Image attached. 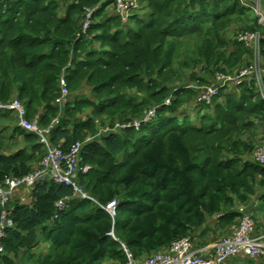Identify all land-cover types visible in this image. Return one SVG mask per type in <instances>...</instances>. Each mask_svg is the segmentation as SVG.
<instances>
[{
  "label": "trees",
  "instance_id": "16d2710c",
  "mask_svg": "<svg viewBox=\"0 0 264 264\" xmlns=\"http://www.w3.org/2000/svg\"><path fill=\"white\" fill-rule=\"evenodd\" d=\"M139 3L123 24L114 0H0V101L17 98L26 117L38 114L45 127L59 113L64 73L69 102L49 142L67 150L82 141L79 162L90 169L78 172V184L100 204L117 202L113 220L97 203L74 197L53 219L55 202L72 197L70 186L46 178L16 189L0 264H19L41 239L50 252L30 253L33 264H121L119 244L106 235L113 222L119 240L141 258L186 235L195 241L213 231L220 234L215 242L240 205L257 198L264 205V164L251 159L264 140V98L255 83L220 91L208 105L198 101L206 74L236 71L250 60L251 50L227 36L230 28L264 27L239 0ZM95 5L80 33L85 8ZM260 51L264 61V41ZM152 107L155 116L138 127L102 130L142 119ZM7 123L21 143L0 152V182L29 173L46 153L14 112L0 113V130ZM253 263L264 261L229 264Z\"/></svg>",
  "mask_w": 264,
  "mask_h": 264
},
{
  "label": "built area",
  "instance_id": "2783aa9c",
  "mask_svg": "<svg viewBox=\"0 0 264 264\" xmlns=\"http://www.w3.org/2000/svg\"><path fill=\"white\" fill-rule=\"evenodd\" d=\"M239 1L242 5L250 8L257 23L264 27V9L260 7L259 1L256 0L252 4L247 3L246 0ZM139 7V0H114L115 13L120 17L123 24L128 22L131 14ZM98 8V5L85 8V17L80 33H85L91 22L92 13ZM234 38L251 50L250 62L236 70L232 76L227 75L223 71H215V81H211L201 87V93L198 96L200 103L211 104L219 92L225 88L226 82H232L233 87H238L243 83L248 85L255 83L260 96L264 98V61L260 51L261 44L264 41V33L257 30H245L236 33ZM58 83L59 90L56 103L59 107V113L45 127L39 124L38 114H35L31 119L26 117L25 107L17 98L10 102L0 101V111L14 112L17 117L18 127L35 134L38 137V141L46 149L45 155L35 169L19 178L7 176L0 182V254L3 252L1 241L5 235V230L13 225L12 212L7 207L9 197L18 188H32L42 176H46V178L56 183L70 186L73 192L72 197H64L55 202L56 211L53 214V219H56L59 212L68 207V202L73 197L88 199L97 203L109 214L112 220L117 214V202L115 199H111L105 204H100L77 182L78 172L86 173L90 169V165L81 166L79 162V152L83 142L77 140L67 150L63 149L60 144L52 145L49 142L48 133L58 123L60 111L69 102L70 96L64 73L60 75ZM165 102L167 103L168 99ZM154 116L155 107H152L142 119L123 125L115 124L112 128L105 127L102 130H116L118 126L132 125L138 127L142 122H147ZM251 159L264 164V142L254 148ZM259 204L260 198H257L250 207L240 205L237 208L238 219L230 224L226 234L222 235L211 245L196 246L193 239L186 235L173 240L164 250L155 251L141 258H135L130 248L115 235L114 222L111 229L106 232V235L119 244L125 256L124 264H225L229 259H240L241 257L264 261V232H256L255 217ZM220 215L222 213L218 216Z\"/></svg>",
  "mask_w": 264,
  "mask_h": 264
},
{
  "label": "crops",
  "instance_id": "0c3cea01",
  "mask_svg": "<svg viewBox=\"0 0 264 264\" xmlns=\"http://www.w3.org/2000/svg\"><path fill=\"white\" fill-rule=\"evenodd\" d=\"M254 1H256V0H246V2L249 4H252ZM257 1H259L260 7L263 8L261 0H257ZM245 7H247V6H245ZM248 10L252 13L251 22L253 20H256L254 14L250 10V8H248ZM231 33H233V35H231ZM229 34H230L229 37L231 39H235L234 37L236 35V31L229 32ZM8 124L9 123H7V125ZM8 126L9 127L7 129H5V130L1 129L0 130V152H3V153H11V152L15 151L20 146V143H21L20 137L17 136L13 132V129H12L13 127L10 125H8ZM260 204H259L260 207L258 208L257 213H256V217H255V219H256V232H258V233L264 232V205H262V204L260 205ZM220 231H223V229L219 228V230H217V231L215 229V232H220ZM223 232H225L224 234H226L228 231L225 230ZM224 234H222V235H224ZM219 235L220 234L215 235L213 231H207L204 234V237L202 239L197 238V239H195L194 242L197 243L198 245H201V246L211 245V244H213V240L218 238ZM197 244H196V246H198ZM256 262L258 263V259L256 260Z\"/></svg>",
  "mask_w": 264,
  "mask_h": 264
},
{
  "label": "rangeland",
  "instance_id": "374dc122",
  "mask_svg": "<svg viewBox=\"0 0 264 264\" xmlns=\"http://www.w3.org/2000/svg\"><path fill=\"white\" fill-rule=\"evenodd\" d=\"M145 11H147L148 9L145 7V9H144ZM249 11V10H248ZM142 12H143V9H142ZM247 14V13H246ZM248 14H251L252 15V13L249 11V13ZM249 16V15H248ZM233 27V26H232ZM231 27V28H232ZM230 28V32H232V29ZM126 32H125V30H123V32L121 33V34H125ZM230 34H229V31H228V35L227 36H229ZM231 35H233V33H231ZM227 48V46L225 47V49ZM250 54H251V52H250ZM251 56H252V54H251ZM250 60H251V57L249 58ZM250 60H249V62H250ZM248 62V63H249ZM248 63H246V64H244V65H247ZM241 65V64H240ZM244 65H242V67L244 66ZM236 68V67H235ZM235 68H233V69H231L230 67H228L227 68V70L225 71L226 73H227V75H229V76H232L233 75V73L235 72ZM241 68V67H240ZM216 71V70H215ZM215 71L213 72V75L211 76H209V74H206L205 75V77L211 82V81H215V78H214V75H215ZM209 83V82H208ZM208 83H204V84H201L200 86H205V85H207ZM197 85H199V83L197 84ZM191 86V85H190ZM189 86V87H190ZM192 87H194L195 88V86L193 85ZM232 88H235V87H233V83L232 82H226V84H225V88H223L221 91H229L230 89H232ZM5 111H0V113H4ZM264 142V140L262 139V138H259V141L256 143L257 145H260V144H262ZM45 155V154H44ZM116 235V234H115ZM117 236V235H116ZM47 245H46V243H44V242H42V239L39 241V243H38V246L37 247H35V248H33V249H31V250H24V253H23V255L20 257V258H22V260H18V262H19V264H33V258H28V255L30 254V253H32V254H38V253H40V254H46V252H47V247H46ZM50 252V250L48 249V252L47 253H49ZM25 254V255H24ZM45 258V257H44ZM43 258V259H44ZM248 259V258H247ZM233 259H229V260H227L226 261V264H229V263H231V261H232ZM256 261V260H255ZM115 264H118V262H115ZM121 264H124V262L123 263H121Z\"/></svg>",
  "mask_w": 264,
  "mask_h": 264
},
{
  "label": "water",
  "instance_id": "95a60500",
  "mask_svg": "<svg viewBox=\"0 0 264 264\" xmlns=\"http://www.w3.org/2000/svg\"><path fill=\"white\" fill-rule=\"evenodd\" d=\"M46 179V176H42V177H40L37 181H36V183L37 182H40V181H42V180H45ZM246 260V258L245 257H241L240 258V262H244ZM253 264H255V263H253Z\"/></svg>",
  "mask_w": 264,
  "mask_h": 264
}]
</instances>
